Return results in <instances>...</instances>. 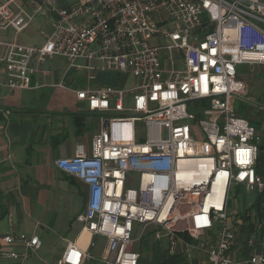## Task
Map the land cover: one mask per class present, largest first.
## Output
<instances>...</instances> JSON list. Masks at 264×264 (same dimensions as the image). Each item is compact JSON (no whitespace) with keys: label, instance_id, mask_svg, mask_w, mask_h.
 Segmentation results:
<instances>
[{"label":"built area","instance_id":"built-area-1","mask_svg":"<svg viewBox=\"0 0 264 264\" xmlns=\"http://www.w3.org/2000/svg\"><path fill=\"white\" fill-rule=\"evenodd\" d=\"M24 5L2 0L0 30L23 31L39 16L51 21L52 30H40V46L0 41V87H38L31 80L35 65L55 56L66 60L68 70H86L87 85L75 95L98 114L100 128L90 154L79 144L73 156L54 165L86 185L76 221L107 242L104 264H139L134 245L149 225L156 226V239L167 238L166 253L181 256L182 264H264L263 255L233 257L236 237L227 207L232 185L264 188L255 167L260 136L234 104L246 94L237 65L264 64V1ZM152 38L156 43H149ZM94 69L128 74L133 82L94 88ZM133 173L138 183L131 187ZM134 224L142 225L137 238ZM8 229L4 244H21L24 251L3 250L1 260L27 259L42 244L38 236L16 231L10 218ZM84 256L90 258L69 243L60 264H81Z\"/></svg>","mask_w":264,"mask_h":264},{"label":"crops","instance_id":"crops-1","mask_svg":"<svg viewBox=\"0 0 264 264\" xmlns=\"http://www.w3.org/2000/svg\"><path fill=\"white\" fill-rule=\"evenodd\" d=\"M13 1L22 6L26 2ZM58 1L65 5L73 0ZM11 6L15 9L13 4ZM45 20L52 26L51 21ZM0 41L28 45L15 39L0 38ZM55 57L66 63L64 58ZM55 57L46 58L35 65L36 72L32 74L31 80L38 87L13 90L0 87V252L8 250L21 254L24 251L21 244H4L2 240L9 231V218L16 231L34 234L42 243L27 259H0V264H60L62 252L69 243H74L89 254L90 258L84 256L81 264H104L103 259L106 257L105 239L91 237L76 221V216L84 208L86 185L54 165V160L59 157L73 156L79 144L86 155L90 154L91 138L100 128L98 114L89 111L86 102L78 100L75 95L78 88L72 87L73 79L70 77L75 70H68L67 65L63 68L62 64L57 63L58 60L54 61ZM79 63L84 64V61L79 60ZM91 65L95 66L96 62L92 61ZM80 71L87 74L86 70ZM91 73L93 79L89 84L94 88L129 87L133 82L130 75L117 71L94 69ZM4 78L5 68L0 64V81ZM244 97L247 96L241 98ZM125 103L130 105L131 97L125 98ZM245 118L254 122L256 133L260 136V166L257 171L264 180V103L249 97ZM229 192L228 222L236 237L233 257L264 256V188L246 190L243 185L235 184ZM240 194L244 196L243 208L235 212L232 205L230 207V200L234 197L233 206L236 208V197ZM250 194L253 198L249 202L246 195ZM155 229L156 226L149 225L145 234L136 241L142 243V247L137 249L135 242L134 247L141 254L139 264H143V253L149 249L150 240L144 239V236ZM141 230L142 227L135 237L133 231L132 237L137 238ZM162 238L165 236L157 240ZM166 249L167 238L166 246L160 244L158 251H155V260L161 262L165 256H170Z\"/></svg>","mask_w":264,"mask_h":264},{"label":"rangeland","instance_id":"rangeland-1","mask_svg":"<svg viewBox=\"0 0 264 264\" xmlns=\"http://www.w3.org/2000/svg\"><path fill=\"white\" fill-rule=\"evenodd\" d=\"M72 1V0H70ZM264 1V0H263ZM26 9V8H25ZM28 10V9H26ZM29 26L25 28L24 31L16 33L15 30L12 28L5 30V31H0V38L2 39H8V40H17L19 43L22 44H28V45H37L39 46L40 43L42 42L43 38L39 36V30L40 28L44 27L48 31L52 30V26L50 23H48L45 19L42 17H35L31 19L29 22ZM149 43H156V39L152 38L150 39ZM58 60V64H62V67L66 68L67 63L63 62L60 58L55 57L54 61ZM85 72L83 71H75L72 72L71 76L73 79L72 87L74 88H84L86 85V80H85ZM237 75H239V78H241L244 83H245V89L246 93L245 94L247 97L244 98H236L234 101L236 110L238 114L241 116L245 117L246 112H247V106H248V101L249 97L252 98V100L257 101V102H263L264 103V64L261 65H249V64H239L237 65ZM251 95V96H250ZM250 120V119H249ZM97 121V120H96ZM251 124L253 126L254 122L250 120ZM130 183L129 186L133 187L136 186L138 181H137V174L133 173L130 174ZM233 188H231L232 192ZM233 194V192H232ZM238 202H237V207L235 208L233 206V201L234 197L230 200V207L232 205V208L238 211H242V203L244 201V196L243 195H238L236 197ZM247 200L249 202L253 198V195H246ZM142 225L138 224L135 226V231L133 233V236L135 237L136 234H138L140 228ZM144 239L150 240L149 242V249L144 251V261L143 264H159L157 260H155V251H158V247L160 244H162L163 247L166 246V238H162L160 240H157L154 238L153 233L149 232L146 236H144ZM144 242V241H143ZM146 242V241H145ZM136 247L137 249L139 247H142V243L136 242ZM179 260L182 259L181 256H176ZM174 264H180V262L174 263Z\"/></svg>","mask_w":264,"mask_h":264},{"label":"trees","instance_id":"trees-1","mask_svg":"<svg viewBox=\"0 0 264 264\" xmlns=\"http://www.w3.org/2000/svg\"><path fill=\"white\" fill-rule=\"evenodd\" d=\"M260 157L259 155L257 156V159H256V171H257V168L260 166ZM258 173V171H257ZM177 262H180V260L178 258H176L175 256H165V258L159 262V264H174V263H177Z\"/></svg>","mask_w":264,"mask_h":264}]
</instances>
